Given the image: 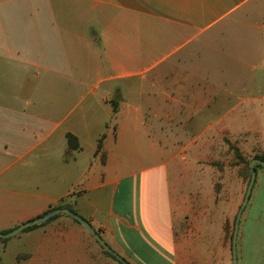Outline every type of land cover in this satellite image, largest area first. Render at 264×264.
Listing matches in <instances>:
<instances>
[{
    "label": "crops",
    "instance_id": "crops-1",
    "mask_svg": "<svg viewBox=\"0 0 264 264\" xmlns=\"http://www.w3.org/2000/svg\"><path fill=\"white\" fill-rule=\"evenodd\" d=\"M259 85L264 0H0V233L63 204L131 264H214L204 159L264 133ZM88 237L60 214L0 264H94ZM241 260L264 264V210Z\"/></svg>",
    "mask_w": 264,
    "mask_h": 264
},
{
    "label": "rangeland",
    "instance_id": "rangeland-1",
    "mask_svg": "<svg viewBox=\"0 0 264 264\" xmlns=\"http://www.w3.org/2000/svg\"><path fill=\"white\" fill-rule=\"evenodd\" d=\"M104 24L103 21H92L88 25V29L97 31ZM257 88L264 92V86L259 85ZM258 117L262 121V117ZM237 121L240 123L239 125L245 126L243 118H238ZM213 147L210 149L209 156L204 159L206 225L204 235H200L202 241L198 247L206 250V257L203 256L204 260L212 258L214 264H232L231 245L234 221L250 179L249 162L255 155L264 154V133L245 134L240 129H237V133H220L217 135ZM259 165L255 167L256 179L239 222L236 242L238 260L243 258L245 252L246 227L252 220L259 219L264 210V167ZM210 225H215L214 236H212V229L209 231ZM192 231L190 223L187 233ZM210 232L211 237H214V241L211 242ZM88 236L92 243L90 252L94 264H119L104 252L89 233ZM242 262L241 260L240 264ZM65 264L73 263L66 262Z\"/></svg>",
    "mask_w": 264,
    "mask_h": 264
},
{
    "label": "water",
    "instance_id": "water-1",
    "mask_svg": "<svg viewBox=\"0 0 264 264\" xmlns=\"http://www.w3.org/2000/svg\"><path fill=\"white\" fill-rule=\"evenodd\" d=\"M255 164H261L264 167V161L259 159V158H252L249 162V167H250V171H251L250 179H249L243 200L241 202V205L238 209V212L236 214L235 221H234V231H233V235H232V245H231L232 264H237V248H236L237 232H238L239 222H240L242 212L245 209L246 204L248 203V200L250 198V194H251V191H252L255 179H256ZM58 214H64V215H67L71 218L76 219L85 228V230L94 238V240L103 248V250L109 252L121 264H131L128 260H126L123 256H121L119 253L114 251L105 242V240L102 238V236L99 234V232L95 228L92 227V225L90 224V222L88 220H86L84 217H82L78 213H76V212H74V211H72L66 207L52 208V209L48 210L47 212H45L44 214H42L41 216L34 218L32 220H28L26 222H23L8 232L0 233V237L13 236V235L17 234L18 232H20L21 230H23L27 227L37 225V224H41V223L45 222L46 220H48L49 218H51L55 215H58Z\"/></svg>",
    "mask_w": 264,
    "mask_h": 264
},
{
    "label": "trees",
    "instance_id": "trees-1",
    "mask_svg": "<svg viewBox=\"0 0 264 264\" xmlns=\"http://www.w3.org/2000/svg\"><path fill=\"white\" fill-rule=\"evenodd\" d=\"M67 142H68V146H70V147H75V143H76V138L73 136V135H71V134H67ZM254 158H259V159H261V160H263L264 161V154H261V155H255V157ZM259 164H255V167L256 166H258ZM259 166H261V165H259ZM256 169V168H255ZM57 207H63V204H59ZM69 209L70 210H72V211H74V212H76L74 209H72V208H70L69 207ZM60 214H58V215H55V216H53V217H51V218H49L48 220H51V219H53V218H55V217H57V216H59ZM74 219V218H73ZM47 220V221H48ZM76 222H78L76 219H74ZM36 226V225H35ZM30 228V227H29ZM99 232V231H98ZM102 248V247H101ZM103 249V248H102ZM104 252L108 255V256H110V257H112L113 259H115L114 258V256H112L109 252H107V251H105L104 250ZM116 260V259H115ZM117 261V260H116ZM118 262V261H117ZM119 264H121L120 262H118Z\"/></svg>",
    "mask_w": 264,
    "mask_h": 264
}]
</instances>
